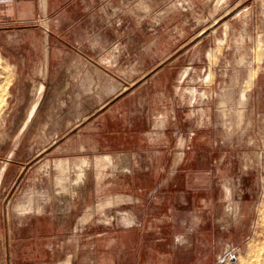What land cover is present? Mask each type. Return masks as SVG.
<instances>
[{
	"label": "rangeland",
	"instance_id": "374dc122",
	"mask_svg": "<svg viewBox=\"0 0 264 264\" xmlns=\"http://www.w3.org/2000/svg\"><path fill=\"white\" fill-rule=\"evenodd\" d=\"M18 2L0 21L16 264H264V0Z\"/></svg>",
	"mask_w": 264,
	"mask_h": 264
},
{
	"label": "crops",
	"instance_id": "0c3cea01",
	"mask_svg": "<svg viewBox=\"0 0 264 264\" xmlns=\"http://www.w3.org/2000/svg\"><path fill=\"white\" fill-rule=\"evenodd\" d=\"M24 4H27L29 10L24 14H34L36 12V0H22ZM19 4L18 0H0V21L6 18H14L15 15L21 17L20 13L15 12V5ZM31 5L34 12L31 10ZM32 11V12H31ZM49 58L46 57L45 62L48 63ZM14 247L12 244V238L4 224H0V264H16V258Z\"/></svg>",
	"mask_w": 264,
	"mask_h": 264
},
{
	"label": "bare ground",
	"instance_id": "6f19581e",
	"mask_svg": "<svg viewBox=\"0 0 264 264\" xmlns=\"http://www.w3.org/2000/svg\"><path fill=\"white\" fill-rule=\"evenodd\" d=\"M38 100H39V99H38ZM38 100L35 102V104H34V106H33V108H32V112H31V114L35 111L36 104H37ZM31 114H29V115L32 116ZM78 172H79V171H78Z\"/></svg>",
	"mask_w": 264,
	"mask_h": 264
}]
</instances>
